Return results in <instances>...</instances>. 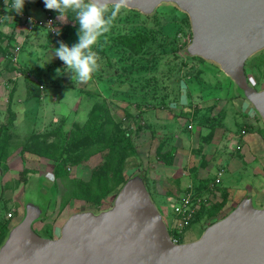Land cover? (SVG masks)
Wrapping results in <instances>:
<instances>
[{"label": "rangeland", "instance_id": "obj_1", "mask_svg": "<svg viewBox=\"0 0 264 264\" xmlns=\"http://www.w3.org/2000/svg\"><path fill=\"white\" fill-rule=\"evenodd\" d=\"M10 4L11 0H7V10L11 9ZM23 10L34 20H44L51 14L59 25L60 31L56 37L42 27H35L31 38L27 36V42L34 39L40 43V46L37 44L31 48L37 50L49 71L50 78L46 76V93L50 99L51 94L55 93L58 101L50 110L36 105L37 116L40 117H36L32 110L24 114L23 110L13 109L10 112L5 108L0 112L4 113L0 122V164L4 165L6 157L17 153L12 159L16 163L10 165L14 170L11 173L1 170L0 186L5 185L7 189L3 194L4 200L0 198V215L5 221L11 218L10 224L13 226L25 214L18 216L17 202L21 201L24 206L31 202L41 211V215L46 211L45 218L37 219L33 228L40 236L49 238V232L39 229L43 222L62 224L74 212H99L107 209L112 205L118 188L116 185L109 190L111 182L107 176L120 181L121 174L129 175L139 171L145 174L150 196L169 229L170 219L164 210H172L173 200L169 195L175 193L172 189L177 186L173 179L179 170L169 166L173 160L171 164L159 160L157 149L161 147L162 152H167L171 144L176 149L184 148L192 155L195 153L199 156L200 167L208 172L210 164L216 163L214 159L209 163L208 154L218 151L224 140L222 134L227 136L230 131L228 126L237 129L231 114L235 107L233 97L238 94L244 98L241 90L216 64L187 52L191 40L189 18L174 4L162 3L150 15L123 6L110 30L99 36L93 45L99 67L92 78L85 82L79 81L67 69L60 75L55 72L57 68H64V62L53 56L54 48H58L61 42L69 47L78 42L79 25L75 21V14H57L55 10L45 8L43 0H25ZM10 32L16 34L15 30ZM134 35L139 38L135 41L136 46L145 42L138 51L124 45L119 39ZM19 36L20 40L26 37L23 32ZM10 45L13 47L12 40ZM25 46L20 45L21 48ZM246 66L250 84L258 90L264 88V49L252 55L246 61ZM31 81L35 86L27 87L32 92L30 98L37 95L35 89H38L37 81ZM63 81L70 87L54 90L52 84ZM103 99L106 100L110 116L120 124L129 138V147L119 143L122 156L118 155L122 160L119 164L112 162V157L106 159L110 153L106 147L101 149V153L83 161L67 163L65 176L58 177L55 175V161L52 158L33 153L27 148L35 136L38 139L45 136L49 142H56L59 131L70 135L76 129V124L83 127L95 102ZM3 100L6 101V97ZM223 104L228 111L226 118ZM185 107L189 109L185 111ZM45 111L47 117L42 118ZM212 122L216 129L208 139L205 136L209 135ZM175 134L179 136V141H174ZM104 143L105 138H102L93 141L88 148L91 150L105 146ZM55 152L57 155L62 154L61 146ZM16 165L18 168H15ZM96 170L105 171L104 175L108 178L104 180L108 188L106 192L104 187L99 190L100 185L97 184V192L92 189L95 183L90 181ZM206 175L205 181L209 183L213 174ZM73 188L81 189L82 193L79 191L78 194L82 196H73ZM155 192H158L159 197ZM252 202L255 207H264V201L259 202L253 198ZM204 223V219L189 222L184 227L181 242L199 238L207 224Z\"/></svg>", "mask_w": 264, "mask_h": 264}, {"label": "water", "instance_id": "obj_2", "mask_svg": "<svg viewBox=\"0 0 264 264\" xmlns=\"http://www.w3.org/2000/svg\"><path fill=\"white\" fill-rule=\"evenodd\" d=\"M162 3L186 13L188 52L216 64L260 116L264 88L247 80L246 61L264 49V0H124L150 15ZM1 184V182H0ZM2 185L0 186V198ZM41 211L26 203L23 218L0 246V264H264V207L250 197L208 225L199 238L175 243L138 173L129 177L110 207L70 214L55 238L33 228Z\"/></svg>", "mask_w": 264, "mask_h": 264}, {"label": "crops", "instance_id": "obj_3", "mask_svg": "<svg viewBox=\"0 0 264 264\" xmlns=\"http://www.w3.org/2000/svg\"><path fill=\"white\" fill-rule=\"evenodd\" d=\"M6 3L7 0H0V5L2 6L0 7V30L4 34H10L11 30H15L16 34L12 33L13 38L5 39L2 43V47L5 48L9 46L11 40L14 47L16 46L17 42L19 44V47L20 45L24 46L25 44L26 46L23 48L20 47L21 49H19L17 56L14 55L13 52L14 47L11 49V56L6 55L8 54V52H6V54L0 52V112L7 109V104L10 103L9 100L11 99L13 101L11 107L12 110H23L24 114L25 112L27 113L28 111L32 110L34 111L36 117H40L37 116L38 112L35 108L36 105H39V108L41 109L45 107V109L50 110L51 108L55 107L54 103H57L58 99L57 96H55V93L51 94L50 99L48 93H46L45 91V86L47 84L46 76L47 78L49 77V71L46 69V65L43 67L41 66L45 64V61L42 57H40L37 50L31 48L33 45L37 44V46H40L39 41L36 42V40L31 39L30 42H27L28 38H31V32L26 33L23 32L24 30L20 31L17 29L18 25H16L15 22L17 13L16 15H11L7 10L8 7ZM21 32H23L24 37L26 36V40L24 38L26 42L24 40H20L19 34ZM25 65L32 67L37 66L38 70L40 71L42 80L38 82L33 75L25 71ZM33 79L37 81L38 84L36 85L38 89H35L37 95L30 98L29 94H31L32 92L30 90H27V85L28 82ZM52 86H54V90H64L70 87L64 81L57 84L53 83ZM5 97L6 101L3 100V98ZM233 98L235 107L234 112H232L231 115L234 119V122L236 123L237 129L234 130L228 126L227 128L230 131L227 132V136H224L225 134H222V139H224V142L222 141L223 143L221 142L219 146V148L221 147V149L218 148V151L214 152L215 154H208L207 159L209 160V163H211L213 159L216 162L215 164H210L209 170L207 169L208 172L202 170L199 164V156H197L195 153H193L192 155L189 151L184 150V148H182L183 146H181L182 149H176L173 144H171V146L169 147V150L174 148L176 149V155L173 159V164L169 166L179 170L176 173V176H174L175 178L173 179V182H175L177 186L176 188L172 189V191H175V193L169 195V197H171L173 200V204L178 200L180 195L185 190H192V192L194 193L196 188L198 187L199 190H201L199 197L206 198L205 203H203L202 206L207 208L210 205L215 204L217 201L218 203H220L224 200V206L221 210V212L224 214H227L235 207V205L240 200L247 197H250L251 199L256 198L259 202L264 201V135L262 131L264 130L263 122L261 118L258 117L259 115L254 110L252 105L245 98H242L238 94H236ZM223 101L224 100H222V102ZM225 102L226 101H224V103ZM223 107L225 108L224 118H226V116L228 115V111L226 110L225 104H223ZM183 109L186 111V109L189 108L185 107ZM46 114L47 112L45 111L44 113H42L41 117L46 118ZM3 118L4 113H0V122L3 120ZM179 140V136L175 134L174 141ZM182 144L184 145L185 143L182 142ZM16 155L17 153H12L10 154L9 158L6 159V162L4 164L7 167V173H11V171L14 170L10 165L16 163L12 162V159H14ZM15 168H18V165H16ZM219 169H223V175L220 184L217 186L215 191H213L211 190L210 185L212 184ZM205 173L213 174L211 177V179L213 178V180H210L209 183L205 181L207 177V175L205 176ZM10 180L11 179L7 180V182ZM5 182L6 181H4V183ZM24 183H26V181H24ZM42 188H45V186H43ZM155 194L157 197H159L158 192H155ZM17 203L19 207L18 216H21L20 214L24 213L25 206L23 203H21V201H18ZM204 207H202V209L200 208V211L203 210ZM164 211L171 221L173 217L171 211ZM203 212L200 213L199 220L204 219L205 223H207V216ZM18 216H15V218H19ZM199 220H197L196 222H199ZM62 224H54V222H43L41 226H39V229L41 231H46L50 227L49 238H55L59 236ZM200 229L202 228L200 227Z\"/></svg>", "mask_w": 264, "mask_h": 264}, {"label": "trees", "instance_id": "obj_4", "mask_svg": "<svg viewBox=\"0 0 264 264\" xmlns=\"http://www.w3.org/2000/svg\"><path fill=\"white\" fill-rule=\"evenodd\" d=\"M8 12L12 15L15 14V12L12 9H8ZM145 15V14H144ZM13 34H4L1 30H0V52L3 54H6V52H8V54L6 55H12L11 54V49L14 47H11L10 45L7 47H2V43L4 42L5 39H11L13 38L12 36ZM137 35L134 36H122L120 37V42L123 43L124 45L130 47L132 50L134 51H138L140 49H142L144 43L138 44L137 46L135 45V41L138 40L139 38H136ZM141 39V38H140ZM188 52V49H187ZM189 53V52H188ZM63 66V63L61 64ZM24 69H26L25 71L29 72L31 75H33L36 80L39 82L41 81V74L40 71L38 70L37 66H28L25 65ZM35 83L33 81L28 82L27 87L28 88H33L32 86ZM245 98V97H244ZM10 103H8L7 108L11 111L12 110V104L13 101L10 99L9 100ZM96 104L93 106L92 110L89 113L88 119L85 122V124L82 126L80 125H75L76 129L72 130L70 135H66L64 133H61L59 131V135H57V139L56 142L54 141H50L44 136V138L42 137L41 139H38L37 136H35L32 139L33 143H29L30 145H28L27 148H29L33 153H38L40 155H44L46 157L52 158L53 161H55V175L56 176H60V177H64L65 176V165H67V163H78L80 161H83L87 158H89L92 155H95L97 153H101V149L104 148H108L110 153L107 154L108 156L107 158H111L112 157V162H116L117 164L120 163L121 160V146L119 145V143L122 144H126L127 147H129V138H128V134H126L124 132V130L121 129L120 124L117 123L111 116L109 113V108L107 106L106 100H98L95 102ZM258 114V113H257ZM12 115H14L12 113ZM258 116V115H257ZM260 118V116H258ZM215 123H210L209 127H210V132L209 135L205 136V138H211V135L213 134L214 130L216 129V126H214ZM263 131V135H264V130ZM115 132V133H112ZM117 136H119L118 138H116ZM105 138V146H100L98 148L95 149H89L88 147L90 146V144L93 141H100V139ZM1 146V144H0ZM58 146H61V150H62V154L57 155L56 154V149ZM51 151V152H48ZM157 154V158L161 161H163L166 164H171L172 160L174 159L175 155H176V149H170L167 152H162L161 147L157 149L156 151ZM110 155V156H109ZM118 155H120L121 157H119ZM7 159V157L5 158V160ZM116 159V160H115ZM110 161V162H111ZM1 170L2 172H5L7 170L6 165L4 164H0V177H1ZM4 170V171H3ZM95 173L93 174V178L90 182L95 183L94 186L92 187V189L94 191L97 192V185H100L99 190H102L104 187V192H106V190L108 189L106 187L105 181L106 179L109 178V181L111 182V186L109 188V190H111L112 188L116 187L117 185V192L119 191V189L121 188V186L126 182V180L131 177L133 174L138 173V172H134L132 174L129 175H125L121 174L122 178L120 181H116L115 179L110 178V176L105 177L104 172L105 171H100L97 172L94 171ZM120 173V170H119ZM138 175L143 179L146 187H147V180H146V176L145 174H143L142 172H139ZM213 180V178H212ZM7 183V181L5 182ZM217 188V187H216ZM7 188L4 186H2V193H1V199L4 200V192ZM148 189V187H147ZM73 196H82L79 195L78 192H81V189L79 188H73ZM117 192L114 195V198L117 194ZM82 193V192H81ZM201 190H199V187L196 188L195 192L193 193L194 196H200ZM3 195V196H2ZM71 195V192H70ZM113 198V201H114ZM152 198V197H151ZM153 200V198H152ZM113 203V202H112ZM224 206V200L220 203H215L213 205H210L209 207L203 208V210H198L197 214L195 215L194 219L192 220L193 222H196L197 220L200 219V213L203 212L204 214H206L208 221L206 226L203 227L202 231L211 223L217 221L218 219L224 217L226 215V213H222L221 210ZM201 207V209H202ZM6 208V207H5ZM25 213V212H24ZM44 215H46V211L43 213ZM44 215L39 216L38 220H42L45 218ZM11 218H6V221L4 220V217L2 215H0V246L1 244L4 242L10 228L12 227L10 224ZM46 232H49L50 234V227L48 228V230H46Z\"/></svg>", "mask_w": 264, "mask_h": 264}, {"label": "clouds", "instance_id": "obj_5", "mask_svg": "<svg viewBox=\"0 0 264 264\" xmlns=\"http://www.w3.org/2000/svg\"><path fill=\"white\" fill-rule=\"evenodd\" d=\"M43 3L45 8L55 10L57 14L73 12L79 25L78 42L71 47L61 42L58 48H54L53 56L64 62V68L55 70L56 75L67 69L79 81H89L99 67L93 45L99 36L110 30L113 20L124 6V0H43ZM24 4L25 0H11L10 7L14 12L22 13ZM52 31L59 34L54 28Z\"/></svg>", "mask_w": 264, "mask_h": 264}, {"label": "built area", "instance_id": "obj_6", "mask_svg": "<svg viewBox=\"0 0 264 264\" xmlns=\"http://www.w3.org/2000/svg\"><path fill=\"white\" fill-rule=\"evenodd\" d=\"M17 29L26 33L32 32L35 27L45 28L48 33L56 37L57 31H52L53 28L60 31L59 25L51 14H48L44 20H34L25 13L23 10L22 13H17L16 17ZM22 28V29H21ZM19 44L17 42L16 46L13 49L14 55L17 56L19 52ZM15 60V59H14ZM223 175V169H219L216 173V176L210 185L211 190L215 191ZM206 198L199 196H194L192 190H185L178 200L172 205V220L170 221L171 225L169 230L170 237L173 242L180 243L182 239V234L184 227L192 222L198 210H200L203 203H205Z\"/></svg>", "mask_w": 264, "mask_h": 264}, {"label": "flooded vegetation", "instance_id": "obj_7", "mask_svg": "<svg viewBox=\"0 0 264 264\" xmlns=\"http://www.w3.org/2000/svg\"><path fill=\"white\" fill-rule=\"evenodd\" d=\"M186 15H187V14H186ZM187 16H188V15H187ZM188 18H189V17H188ZM189 22H190V20H189ZM190 28H191V25H190ZM191 36H192V34H191ZM189 54H190V53H189ZM190 55H191V54H190ZM197 57H199V56H197ZM200 58H201V57H200ZM202 59H203V58H202ZM246 67H247V66H246ZM246 75H247V72H246ZM247 80H248L249 83H251L250 80H249L248 75H247ZM251 85H252V84H251ZM254 87H255V86H254ZM262 88H263V87H262Z\"/></svg>", "mask_w": 264, "mask_h": 264}]
</instances>
